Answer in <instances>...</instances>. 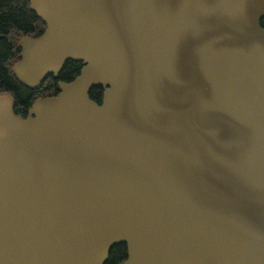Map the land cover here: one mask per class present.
<instances>
[{"label": "water", "instance_id": "95a60500", "mask_svg": "<svg viewBox=\"0 0 264 264\" xmlns=\"http://www.w3.org/2000/svg\"><path fill=\"white\" fill-rule=\"evenodd\" d=\"M29 9L16 79L81 68L25 117L0 94V264H264V0Z\"/></svg>", "mask_w": 264, "mask_h": 264}, {"label": "trees", "instance_id": "16d2710c", "mask_svg": "<svg viewBox=\"0 0 264 264\" xmlns=\"http://www.w3.org/2000/svg\"><path fill=\"white\" fill-rule=\"evenodd\" d=\"M30 0H0V94L14 98L15 114L25 117L28 108L37 98L57 93V81H71L78 75L80 62L66 61L57 79L50 75L35 89L22 85L14 76L12 67L19 60L18 41L23 36H38L44 30L43 21L29 9ZM264 26V19L261 21ZM92 100L100 103L102 89L94 86L89 91ZM126 258L125 244L114 245L105 264H120Z\"/></svg>", "mask_w": 264, "mask_h": 264}, {"label": "flooded vegetation", "instance_id": "af4514ba", "mask_svg": "<svg viewBox=\"0 0 264 264\" xmlns=\"http://www.w3.org/2000/svg\"><path fill=\"white\" fill-rule=\"evenodd\" d=\"M61 71V70H60ZM60 73V72H59ZM59 75V74H58ZM52 78H54L52 75H50ZM57 78H58V76H57ZM57 78H54V79H57ZM58 82V81H57ZM69 82V81H68ZM48 97V96H47ZM28 112V111H27Z\"/></svg>", "mask_w": 264, "mask_h": 264}]
</instances>
